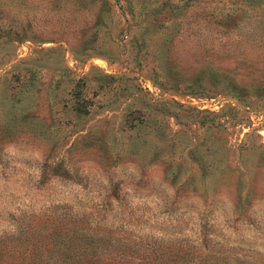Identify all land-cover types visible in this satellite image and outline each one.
Instances as JSON below:
<instances>
[{
    "label": "rangeland",
    "instance_id": "obj_1",
    "mask_svg": "<svg viewBox=\"0 0 264 264\" xmlns=\"http://www.w3.org/2000/svg\"><path fill=\"white\" fill-rule=\"evenodd\" d=\"M264 264V0H0V264Z\"/></svg>",
    "mask_w": 264,
    "mask_h": 264
},
{
    "label": "trees",
    "instance_id": "obj_2",
    "mask_svg": "<svg viewBox=\"0 0 264 264\" xmlns=\"http://www.w3.org/2000/svg\"><path fill=\"white\" fill-rule=\"evenodd\" d=\"M24 260L26 261L24 264H32V263H35V262H34V260H35L34 258H30V259L28 260V257H27V258H25Z\"/></svg>",
    "mask_w": 264,
    "mask_h": 264
}]
</instances>
